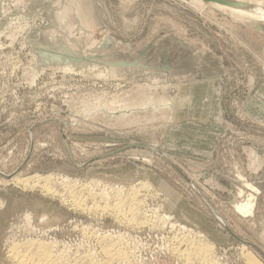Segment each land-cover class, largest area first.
<instances>
[{
  "label": "rangeland",
  "instance_id": "1",
  "mask_svg": "<svg viewBox=\"0 0 264 264\" xmlns=\"http://www.w3.org/2000/svg\"><path fill=\"white\" fill-rule=\"evenodd\" d=\"M32 240L79 264H264V19L0 0V264Z\"/></svg>",
  "mask_w": 264,
  "mask_h": 264
},
{
  "label": "bare ground",
  "instance_id": "2",
  "mask_svg": "<svg viewBox=\"0 0 264 264\" xmlns=\"http://www.w3.org/2000/svg\"><path fill=\"white\" fill-rule=\"evenodd\" d=\"M69 1V0H68ZM71 1V0H70ZM202 1V0H201ZM256 1V0H255ZM205 2V1H204ZM210 3H213L214 5H219L221 6L222 8L228 10L229 12H231L232 14H235V15H239V16H250V17H253V18H256L258 20H263L264 19V0H257L255 2V7L253 8H248L246 5H243L244 3H242V1H239V0H225V3H218V2H210ZM68 7V6H67ZM68 10V9H67ZM70 10V9H69ZM72 12V11H71ZM69 17V16H68ZM64 51V50H63ZM65 52H68V51H65ZM22 181V180H21ZM20 181V182H21ZM24 182V181H23ZM22 183V182H21ZM26 184V183H25ZM24 185V184H23ZM37 185V184H36ZM44 187V186H43ZM48 188V187H47ZM50 190V189H49ZM48 192V190H47ZM248 200V199H247ZM65 202V201H64ZM76 203V202H75ZM78 205V204H77ZM76 205V206H77ZM80 206V205H79ZM78 207V206H77ZM115 207V206H114ZM253 207H254V203L251 201V200H248L246 201L245 203H241V204H238L236 205V210L237 212H240V213H250L251 214V211L253 210ZM98 208V207H97ZM109 209V208H108ZM117 209V208H116ZM117 211V210H116ZM106 212V211H105ZM112 212V211H111ZM117 214V213H116ZM119 214V213H118ZM252 215V214H251ZM114 216V215H113ZM29 217V216H28ZM37 228V227H36ZM24 240V239H23ZM40 241V240H39ZM43 241V240H42ZM28 243H24L25 245V249L23 251L21 250H18L20 249L19 246L16 247V245L9 250V257L10 259L12 260V262H14V264H79V262H67L66 260L64 262L61 261H57L56 258L54 259L52 254H51V249H47L45 245H43L44 243H36L34 244L35 241L32 240L31 241H27ZM192 242V240H191ZM15 243V242H14ZM12 244V243H11ZM52 244V243H51ZM21 245V244H20ZM23 245V244H22ZM200 245V246H199ZM196 248H197V252L199 254H197L198 256L199 255H203L205 256L207 253V250L206 248L202 245L201 246V243L199 244ZM205 245V244H204ZM45 246V247H44ZM48 246V245H47ZM114 246V245H112ZM16 247V248H15ZM22 247V246H21ZM103 247V246H102ZM105 247V246H104ZM107 247V246H106ZM104 249V253L108 256H113L114 254V259H116L117 257H120L119 255L120 252H114L112 253V249ZM18 248V249H17ZM111 248V247H110ZM113 248V247H112ZM193 248V247H191ZM195 248V249H196ZM119 250V248H116ZM115 249V250H116ZM208 249V248H207ZM114 250V251H115ZM121 250V249H120ZM194 251V250H193ZM62 252V251H61ZM123 252V251H122ZM124 253V252H123ZM184 253V252H183ZM188 253V252H187ZM195 253V252H193ZM248 253V252H247ZM84 254V253H83ZM82 254V255H83ZM111 254V255H110ZM116 254V255H115ZM251 254V253H250ZM59 255V254H58ZM62 255V254H61ZM60 255V256H61ZM73 255V254H72ZM85 255V254H84ZM98 255V254H97ZM118 255V256H117ZM124 255V254H123ZM187 255V254H186ZM244 255V253H243ZM242 255V256H243ZM246 255V254H245ZM6 256V255H5ZM81 256V255H80ZM188 256V255H187ZM195 256V255H194ZM59 257V256H58ZM73 258V256H71ZM86 257V256H85ZM88 257V256H87ZM91 257V256H90ZM106 257V256H105ZM122 258H124L123 256H121ZM120 257V258H121ZM200 257V256H199ZM247 261L245 260L246 264H263L259 259L258 257H256L255 255L251 254L250 256H247ZM8 258V257H7ZM53 258V259H51ZM68 258V257H67ZM83 258V257H82ZM92 258V257H91ZM110 258V257H109ZM126 258V257H125ZM186 258V257H185ZM194 258V257H193ZM192 258V259H193ZM198 258V257H197ZM206 258V257H205ZM246 258V257H245ZM58 259V258H57ZM60 259V258H59ZM88 259V258H87ZM90 259V258H89ZM94 259V258H93ZM112 259V257L110 258V260ZM187 259V258H186ZM199 259V258H198ZM83 260V259H82ZM86 260V258H85ZM99 260V259H98ZM109 260V259H108ZM121 260V259H120ZM127 260V259H126ZM201 260V259H200ZM89 261V260H88ZM86 261V262H88ZM96 260H93L91 262V259H90V262L88 264H103L105 263L104 261H102V263L100 261H97L95 262ZM206 261V259H205ZM128 262V261H127ZM82 263V262H81ZM80 263V264H81ZM109 262H107L108 264ZM106 264V263H105ZM110 264V263H109ZM127 264V263H126ZM186 264V263H185ZM192 264V263H191Z\"/></svg>",
  "mask_w": 264,
  "mask_h": 264
},
{
  "label": "water",
  "instance_id": "3",
  "mask_svg": "<svg viewBox=\"0 0 264 264\" xmlns=\"http://www.w3.org/2000/svg\"><path fill=\"white\" fill-rule=\"evenodd\" d=\"M205 2H218V3H225V0H202ZM221 221V220H220ZM222 222V221H221Z\"/></svg>",
  "mask_w": 264,
  "mask_h": 264
}]
</instances>
